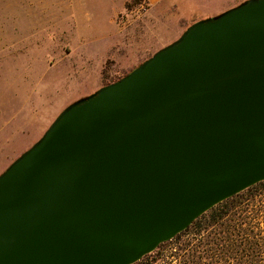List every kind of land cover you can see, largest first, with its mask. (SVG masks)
I'll use <instances>...</instances> for the list:
<instances>
[{"label":"water","instance_id":"obj_1","mask_svg":"<svg viewBox=\"0 0 264 264\" xmlns=\"http://www.w3.org/2000/svg\"><path fill=\"white\" fill-rule=\"evenodd\" d=\"M261 181L264 0H249L69 105L0 175V264H134Z\"/></svg>","mask_w":264,"mask_h":264},{"label":"rangeland","instance_id":"obj_2","mask_svg":"<svg viewBox=\"0 0 264 264\" xmlns=\"http://www.w3.org/2000/svg\"><path fill=\"white\" fill-rule=\"evenodd\" d=\"M247 1L165 0L152 10L144 0H0V175L69 105L122 78L195 21ZM206 219L199 234L172 239L138 264H214Z\"/></svg>","mask_w":264,"mask_h":264},{"label":"trees","instance_id":"obj_3","mask_svg":"<svg viewBox=\"0 0 264 264\" xmlns=\"http://www.w3.org/2000/svg\"><path fill=\"white\" fill-rule=\"evenodd\" d=\"M205 217L208 226L214 225V237L209 240L214 243V249H210L214 264H264V181L217 204L173 240L189 233L199 234L202 227L200 221ZM173 254L177 255V251ZM138 263L140 261L134 264ZM154 263L157 261L150 262Z\"/></svg>","mask_w":264,"mask_h":264},{"label":"crops","instance_id":"obj_4","mask_svg":"<svg viewBox=\"0 0 264 264\" xmlns=\"http://www.w3.org/2000/svg\"><path fill=\"white\" fill-rule=\"evenodd\" d=\"M144 1L149 6V8L153 10V8H155L157 5H160L165 0H144ZM124 5H125V2L122 3V7L116 12L113 18L115 25H116V18L119 15V13L122 12V10L124 9ZM108 34H110V31H108Z\"/></svg>","mask_w":264,"mask_h":264}]
</instances>
